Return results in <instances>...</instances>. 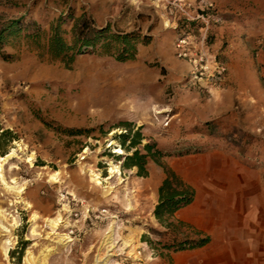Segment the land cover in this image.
Masks as SVG:
<instances>
[{"label": "rangeland", "instance_id": "obj_1", "mask_svg": "<svg viewBox=\"0 0 264 264\" xmlns=\"http://www.w3.org/2000/svg\"><path fill=\"white\" fill-rule=\"evenodd\" d=\"M78 18L138 35L133 58L51 57V25L69 42ZM145 144L139 174L125 157ZM12 151L1 174L26 189L13 202L0 183V264H264V0H0V156ZM110 161L120 173L97 184L86 169L107 178ZM168 169L191 204L242 212L214 219L218 234L158 221Z\"/></svg>", "mask_w": 264, "mask_h": 264}, {"label": "trees", "instance_id": "obj_2", "mask_svg": "<svg viewBox=\"0 0 264 264\" xmlns=\"http://www.w3.org/2000/svg\"><path fill=\"white\" fill-rule=\"evenodd\" d=\"M138 41V35L134 33L123 35L111 33L107 27L95 28L85 20L78 18L72 27L69 42L63 37L60 24L51 25L46 38V48L51 57L69 61L87 49L102 53H114L117 54L118 59H131L135 55ZM135 138H138V134ZM136 141L137 139H134L131 143L135 144ZM151 147V144H145V154L135 150L131 155H127L125 157L126 165L136 166L139 174H146V158L151 156ZM193 197L194 189L174 171L166 170L165 177L158 189V203L154 208L156 219L165 222L178 209L190 204ZM205 242V239H199L196 244L203 245Z\"/></svg>", "mask_w": 264, "mask_h": 264}, {"label": "crops", "instance_id": "obj_3", "mask_svg": "<svg viewBox=\"0 0 264 264\" xmlns=\"http://www.w3.org/2000/svg\"><path fill=\"white\" fill-rule=\"evenodd\" d=\"M163 177L161 176L157 182L155 184L156 187L159 186V183L162 181ZM232 205V206H231ZM225 209H222V207H219V210L218 212L216 211H213L211 209H213L212 206H208V210H202V208L197 204L193 205V204H188L180 209H178L174 214L173 216L171 217L172 219L174 220H177V221H182L183 223L185 224H190V225H193L197 228H200V229H207V230H211L213 232H215L216 234H218V229L213 226H210L209 227V224H212L214 222V219H216L217 217L218 218H221L222 216H225V215H236L238 214L239 212L241 213L242 210H243V205H234L233 206V203H225L224 204ZM236 206V207H235ZM251 207V206H250ZM254 205L252 204V209H253ZM257 208V207H255ZM215 209H217L215 207ZM253 211V210H252ZM251 211V214H253V212ZM208 226V227H206ZM250 236H253V234H251Z\"/></svg>", "mask_w": 264, "mask_h": 264}, {"label": "bare ground", "instance_id": "obj_4", "mask_svg": "<svg viewBox=\"0 0 264 264\" xmlns=\"http://www.w3.org/2000/svg\"><path fill=\"white\" fill-rule=\"evenodd\" d=\"M115 153H118V154H123L124 151L122 150V148H119L117 149L116 151H114ZM13 153L14 151L10 152V153H7L5 156H0V183L3 184L6 188L7 191L13 193L16 197L15 201L13 202H20L18 199H22L23 200V197L21 196L22 193L24 192V190L26 189V185H25V182L23 184H19L17 179L12 177V179L10 181H7L5 179V177L1 174V165H2V162L6 161L8 158H10L11 156H13ZM110 164V168H109V177L107 176V178H102L100 176V174L98 172H96V170L88 167V169H86V172H88L89 176L91 177V179L93 181H95L97 184H102V182H105L107 183L108 182V179H110L114 173L116 172H119V167L118 165H115L112 161L109 162ZM120 173V172H119ZM118 173V174H119ZM117 175V174H116ZM52 177V176H51ZM55 177V176H54ZM114 177V176H113ZM53 178V177H52ZM109 183V182H108ZM103 187V186H102ZM28 203V202H27ZM29 204V203H28ZM30 206V204H29ZM35 214V213H33ZM33 217V216H32ZM33 218H36V217H33ZM61 216H60V212H58L56 214V216H52V217H48L46 219V221L49 223V225L51 226L52 230L55 229L59 223L61 222ZM114 230V229H113ZM60 235V234H59ZM63 235V234H62ZM105 237V236H104ZM110 242V240L108 241ZM49 250H47L48 252ZM5 255H7L6 253V250H5ZM110 254V253H109ZM108 254V255H109ZM107 255V256H108ZM46 256H47V253H44L43 256H42V259L45 263V259H46ZM100 264H107L108 262V258L107 259H99L98 261Z\"/></svg>", "mask_w": 264, "mask_h": 264}, {"label": "built area", "instance_id": "obj_5", "mask_svg": "<svg viewBox=\"0 0 264 264\" xmlns=\"http://www.w3.org/2000/svg\"><path fill=\"white\" fill-rule=\"evenodd\" d=\"M185 39H179L176 43L177 53L178 56L185 57L186 51H185Z\"/></svg>", "mask_w": 264, "mask_h": 264}]
</instances>
